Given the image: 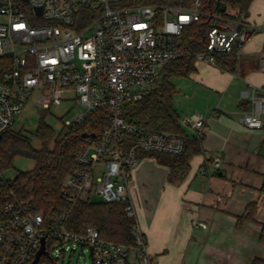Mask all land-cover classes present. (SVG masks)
<instances>
[{
	"label": "built area",
	"instance_id": "built-area-1",
	"mask_svg": "<svg viewBox=\"0 0 264 264\" xmlns=\"http://www.w3.org/2000/svg\"><path fill=\"white\" fill-rule=\"evenodd\" d=\"M233 9L231 0H0V139L27 102L48 111L70 100L72 91L82 109L66 121L70 131L86 124L92 113L108 115L101 133L82 137L83 146L73 155L76 166L61 186L62 212L47 216L17 186V176L0 170V264H31L43 238L48 253L40 260L63 246L89 250L92 264H153L138 221L133 172L144 152L182 154L187 140L129 120L125 108L156 89L174 60L191 56L195 63L216 66L220 54L239 57L260 27ZM203 20V49L187 47L186 35L192 32L193 47L192 28ZM260 66L264 71V52ZM260 92L253 89L250 108L243 113V123L251 129L264 127ZM184 122L195 130L194 138H203L202 116ZM212 165L218 170L221 158L215 157ZM96 198L126 203V214L134 220L133 244L107 240L94 227L83 233L67 229L74 207Z\"/></svg>",
	"mask_w": 264,
	"mask_h": 264
},
{
	"label": "crops",
	"instance_id": "crops-1",
	"mask_svg": "<svg viewBox=\"0 0 264 264\" xmlns=\"http://www.w3.org/2000/svg\"><path fill=\"white\" fill-rule=\"evenodd\" d=\"M260 10L264 12V4L258 6L256 0L246 12L234 6L235 14H243L260 30L251 35L239 57L233 56L232 68L200 62L188 75L175 77L173 104L184 134L195 139L180 108L194 104L195 113L206 122L199 140L202 151L190 158L187 172L171 173L170 166L153 154L158 152L143 153L133 172L138 221L156 264H251L264 256L259 242L264 224V127L251 129L243 123L253 89L264 93ZM177 93L182 96L178 101ZM215 157L221 158L218 170L212 165ZM251 204H255L251 219L239 224Z\"/></svg>",
	"mask_w": 264,
	"mask_h": 264
},
{
	"label": "trees",
	"instance_id": "trees-1",
	"mask_svg": "<svg viewBox=\"0 0 264 264\" xmlns=\"http://www.w3.org/2000/svg\"><path fill=\"white\" fill-rule=\"evenodd\" d=\"M252 1L231 0V3L246 12ZM135 2L158 4L165 0H135ZM192 30L195 36L194 45L191 47L192 44L189 43L192 32L186 35V45L202 50L203 46L199 44L204 42L206 22L203 20L195 24ZM233 56L218 55L217 65L223 69L232 68L236 63V56ZM194 64L195 59L191 56H183L172 61L164 68L159 86L149 91L141 101L127 104L124 112L129 120L147 128L171 131L186 138L187 144L182 154L153 153L160 162L167 163L171 173L176 176H183L189 169L190 158L202 151L201 142L198 139H191L184 134L180 117L173 104L175 85L172 78L188 75L194 70ZM107 124V113L95 112L90 115L86 124L78 127L77 131L69 130L63 136L54 138L53 129L41 120L36 131L37 137L42 142L41 148L34 147L23 131L10 129L0 139V170L5 172L7 168H10L17 155L33 158L35 167L31 171L17 174V186L25 195L33 197L35 203L47 216L62 212L66 204L60 196L61 186L66 175L76 166L73 155L83 146V134L99 135ZM261 193L264 194V181ZM254 209L255 204L249 205L246 216L239 217L238 223L251 219ZM133 223L134 220L126 214V203H107L101 199H95L79 202L74 207L67 221V229L75 233H83L88 228L94 227L107 240L131 245L135 241L131 233ZM259 242L264 245V224L259 235ZM48 258L42 257L40 262L49 260ZM251 264H264V256L256 257Z\"/></svg>",
	"mask_w": 264,
	"mask_h": 264
},
{
	"label": "rangeland",
	"instance_id": "rangeland-1",
	"mask_svg": "<svg viewBox=\"0 0 264 264\" xmlns=\"http://www.w3.org/2000/svg\"><path fill=\"white\" fill-rule=\"evenodd\" d=\"M258 6L264 4L263 0H256ZM262 10V9H261ZM259 11L261 19L264 18V12ZM262 31H264V24L262 25ZM177 78L173 77L172 82L177 83ZM70 100L64 101V103L57 108H51L50 110L37 109L33 102L26 103L25 108L20 116H18L12 126L15 131H23L24 135L30 138L32 144L36 148H41L42 142L37 137L36 131L38 130L39 123L43 120L47 125L53 129L54 138L63 136L69 132V129L65 126L67 120H72L82 109L79 102L75 100V92L72 91ZM182 97L179 93L176 94V101ZM177 104V103H176ZM179 109V105H177ZM183 112V113H182ZM185 112V113H184ZM198 112L194 104L189 107L180 108V114L187 116H193ZM35 167V160L31 157L23 155H17L10 168L5 170L7 177L17 176L19 172L31 171ZM52 258V259H51ZM51 258L44 260L39 264H92V258L89 250L82 251L81 247H77L75 250H65L63 246H59L51 251ZM139 264V263H137ZM153 264L156 262L153 260Z\"/></svg>",
	"mask_w": 264,
	"mask_h": 264
},
{
	"label": "water",
	"instance_id": "water-1",
	"mask_svg": "<svg viewBox=\"0 0 264 264\" xmlns=\"http://www.w3.org/2000/svg\"><path fill=\"white\" fill-rule=\"evenodd\" d=\"M39 12H40V9L38 10ZM88 136H92V137H95V134H87V133H85V134H83V138H86V137H88ZM91 251H92V249H91ZM48 252H47V250H46V246H45V238H43L42 239V246H41V248H40V250L37 252V254H36V258L34 259V261L31 263V264H38L39 263V261H40V257L42 256V255H46Z\"/></svg>",
	"mask_w": 264,
	"mask_h": 264
}]
</instances>
